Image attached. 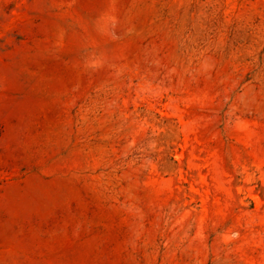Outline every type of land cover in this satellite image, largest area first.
Segmentation results:
<instances>
[{
	"label": "rangeland",
	"instance_id": "1",
	"mask_svg": "<svg viewBox=\"0 0 264 264\" xmlns=\"http://www.w3.org/2000/svg\"><path fill=\"white\" fill-rule=\"evenodd\" d=\"M0 264H264V0H0Z\"/></svg>",
	"mask_w": 264,
	"mask_h": 264
}]
</instances>
